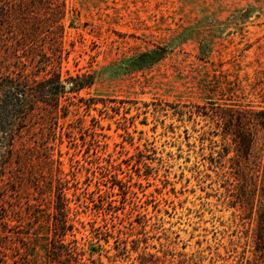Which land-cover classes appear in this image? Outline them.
Masks as SVG:
<instances>
[{
  "label": "rangeland",
  "instance_id": "1",
  "mask_svg": "<svg viewBox=\"0 0 264 264\" xmlns=\"http://www.w3.org/2000/svg\"><path fill=\"white\" fill-rule=\"evenodd\" d=\"M14 49L86 84L0 164L4 264L67 263L50 252L58 179L64 241L96 264L264 263L231 139L239 111L264 109V0H0V71Z\"/></svg>",
  "mask_w": 264,
  "mask_h": 264
},
{
  "label": "trees",
  "instance_id": "2",
  "mask_svg": "<svg viewBox=\"0 0 264 264\" xmlns=\"http://www.w3.org/2000/svg\"><path fill=\"white\" fill-rule=\"evenodd\" d=\"M13 51L16 68L10 69L7 64L4 71H0V164L11 159L14 137L37 114L36 110L42 109L46 113L56 114V111L61 109L62 115L65 116L68 111L64 108V103L61 104V99L66 98L68 91H78L86 84L85 78L79 76L63 79L57 64L47 69V62L37 65L31 57L27 58L28 61L20 62V55L15 49ZM24 55L28 57L27 53ZM66 83L69 87L65 86ZM235 120L240 126L231 132L234 149L248 169L247 179L251 187L249 190L258 197L257 201L264 209V109H244L236 114ZM46 158L52 161L50 155L47 154ZM57 162L60 164V160ZM65 182L66 180L58 179L54 190L50 252L55 260L63 258L66 264H87L86 260L96 264L92 258L94 249L85 254V249L78 246L75 237L64 241L65 234L72 232L73 228L67 221L69 200L64 192ZM261 214L255 242L261 245L259 250L264 261V211ZM0 264H4L1 259Z\"/></svg>",
  "mask_w": 264,
  "mask_h": 264
}]
</instances>
